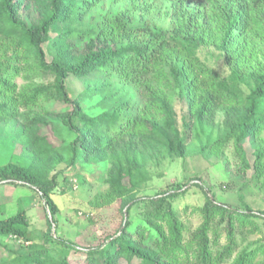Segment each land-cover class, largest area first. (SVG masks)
Wrapping results in <instances>:
<instances>
[{"label":"trees","instance_id":"trees-1","mask_svg":"<svg viewBox=\"0 0 264 264\" xmlns=\"http://www.w3.org/2000/svg\"><path fill=\"white\" fill-rule=\"evenodd\" d=\"M119 1L0 0V123L16 121L22 136V153L0 165V181L35 189L49 228L59 211L52 171L67 154L69 166L103 164L107 187L88 201H118L126 213L98 243L77 245L48 230L0 264H72V249L84 264H264V235L245 241L261 230L247 205L207 195L201 223L185 238L171 203L184 183L136 197L149 163L187 151L174 99L185 104L184 128L214 127L221 112L219 141L201 148L229 138L254 144V174L264 184V139L255 144L264 128V0ZM208 47L217 55L201 56ZM69 76L83 82V100L98 98L96 111L68 95ZM61 125L73 137L55 144L46 132L60 135ZM28 228L24 207L0 218L1 235L30 241Z\"/></svg>","mask_w":264,"mask_h":264},{"label":"rangeland","instance_id":"rangeland-1","mask_svg":"<svg viewBox=\"0 0 264 264\" xmlns=\"http://www.w3.org/2000/svg\"><path fill=\"white\" fill-rule=\"evenodd\" d=\"M124 0L117 2L124 4ZM112 4V3H111ZM116 4V3H113ZM107 4L105 5V7ZM201 56H216L213 48H204ZM223 68L222 59L214 64ZM17 82H22L17 78ZM83 82L75 76H69L66 80L68 95L74 98H82L83 106L91 112L96 111L98 98L90 97L83 100ZM177 126L182 135L186 137L187 151L182 156H167L159 163L147 165L148 176L145 183L137 192V199L161 195L171 184L184 183L180 190L175 191L171 203L177 211L178 218L185 225L184 236L187 237L202 221L201 206L206 201V196L236 207L238 209L247 205L251 211L258 213L255 218L261 230L251 234L245 241L251 244L258 241L264 235V184L257 180L254 169L253 150L255 145L244 141L242 147L236 146L233 138L222 143L202 149L207 142L219 141L221 121L223 114L218 112L215 126L199 127L194 122L184 128L183 122L188 124L185 104L174 99ZM54 110H58L57 107ZM49 139L59 144L61 138H71L73 135L66 127L61 125V134L52 133L48 128L46 132ZM59 139H58V137ZM264 139V128L255 144ZM22 136L16 121L0 123V165L15 161L22 153L20 141ZM16 158V159H15ZM68 155L52 171L56 174L57 185L52 193V198L59 208L55 216V224L48 228L46 215L51 216L46 210L43 199L39 193L26 185L13 184L0 181V218L14 213L19 207L25 208V214L29 222L30 241L14 236L0 234V263L6 262L11 256V250H21L32 242H41L42 234L48 230L53 237L72 241L74 244L90 246L100 242L105 234L113 232L125 219L119 208V202L113 201L102 206L92 205L88 200L103 192L107 185L104 182L103 164L79 163L69 166ZM85 178V181L83 179ZM198 183H202L199 185ZM173 192V191H169ZM134 213V212H133ZM123 217V219H122ZM221 234L220 241L224 242ZM242 243V241H241ZM60 252H66L69 248L50 242ZM83 253H77L73 249L69 252L72 264H84Z\"/></svg>","mask_w":264,"mask_h":264},{"label":"water","instance_id":"water-1","mask_svg":"<svg viewBox=\"0 0 264 264\" xmlns=\"http://www.w3.org/2000/svg\"><path fill=\"white\" fill-rule=\"evenodd\" d=\"M125 216H126V213H125Z\"/></svg>","mask_w":264,"mask_h":264}]
</instances>
